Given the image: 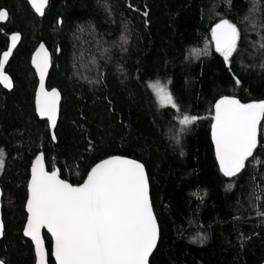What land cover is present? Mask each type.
<instances>
[{
  "label": "trees",
  "instance_id": "1",
  "mask_svg": "<svg viewBox=\"0 0 264 264\" xmlns=\"http://www.w3.org/2000/svg\"><path fill=\"white\" fill-rule=\"evenodd\" d=\"M250 7V0H49L41 16L29 0H0L9 12L0 22V58L11 35L21 34L6 65L14 86L0 85L5 264L36 262L24 226L31 165L40 152L49 170L58 168L73 184L111 155L145 163L160 226L150 264L264 261V163L256 162H264V135L256 161L231 178L220 171L212 137L220 99L264 101V0L252 22H242ZM223 19L241 30V51L230 64L212 38ZM42 41L53 53L48 85L63 96L57 141L36 112L32 55ZM156 81L166 84L179 113L159 106L150 87ZM181 114L199 117L183 134ZM198 236L207 239L194 242Z\"/></svg>",
  "mask_w": 264,
  "mask_h": 264
},
{
  "label": "snow or ice",
  "instance_id": "2",
  "mask_svg": "<svg viewBox=\"0 0 264 264\" xmlns=\"http://www.w3.org/2000/svg\"><path fill=\"white\" fill-rule=\"evenodd\" d=\"M30 2L37 13L45 14L49 0ZM226 2L231 4V0ZM258 2L250 0L249 14L242 22H252L258 11ZM8 19L9 12L0 9V21ZM20 38L19 33L12 34L11 47L0 58V82L8 88L13 85L4 68ZM212 38L215 51L229 64L234 55H239L241 30L235 23L221 20L213 29ZM259 49L264 52V37H261ZM32 63L40 75L37 110L55 129L60 93L45 88L51 59L44 45L40 46ZM150 87L160 107H171L180 112L166 84L156 81L150 83ZM214 111L212 137L220 171L225 177H237L250 158L256 161L254 153L264 135L261 124L264 121V101L242 103L235 97L226 96L215 104ZM198 119L197 116L181 114L178 117L179 133H186ZM52 139H56L54 132ZM176 142L179 143L178 137ZM3 157L0 150V173L5 167ZM44 161L45 156L41 153L31 169L30 195L26 205L29 215L24 230L34 242L38 264H48V252L41 235L43 228L54 237L53 254L57 264H149V257L160 238V228L153 212L149 177L143 163L113 156L92 167L82 184L73 185L60 178L59 169L47 171ZM227 187L231 189L233 185ZM3 235L4 223L0 220V237ZM206 239V236H198L194 242L204 243ZM0 264L5 262L0 260Z\"/></svg>",
  "mask_w": 264,
  "mask_h": 264
},
{
  "label": "water",
  "instance_id": "3",
  "mask_svg": "<svg viewBox=\"0 0 264 264\" xmlns=\"http://www.w3.org/2000/svg\"><path fill=\"white\" fill-rule=\"evenodd\" d=\"M29 2H30V0H29ZM30 3H31V2H30ZM47 6H48V5H47ZM47 6L45 7V10L47 9ZM3 9H6V8H3ZM6 10H7V9H6ZM7 11H8V10H7ZM38 14H39V13H38ZM7 21H8V20H7ZM7 21H0V22H2V23H6ZM19 34H20V33H19ZM20 37H21V34H20ZM20 43H21V38H20L19 42L17 43L16 48L13 49L12 54H13V53L16 51V49L19 47ZM41 45H44V47H45V49L47 50V53H48V55L50 56V59H51V65H50V67L48 68V70H47V75H46V77H45V88H46L47 90H49V91L52 90V89H56V90L60 93L59 112H58V115H57V123H56V127H55V129H52V128H51V126H50V121L48 120L47 117H41V116L39 115V112H38V110H37V106H36V112H37V114H38V116H39V118H40L41 120H47V121H48V123H49V127H50V131H51V135H52L53 132H54V133H55V136H56V129H57L58 122H59V119H60L61 104H62V97H63V96H62V92H61L60 88H58V87H49V85H48V80H49L50 72H51L52 65H53V53H52L51 49L48 47V45L46 44L45 41H42V42L38 45V47L36 48V50L34 51V53H33V55H32V61H33V59H34V57H35L36 52L40 49V46H41ZM10 47H11V41H10ZM58 53H60V49H58ZM6 65H7V64H6ZM6 65H5V68H4V72H5L6 75H8V76L10 77L11 82H12V85L14 86V83H13V80H12L11 76L6 72ZM32 65H33L34 69L36 70V73H37V76H38V86H37L36 96H35V104H36V97H37V94H38V92H39L40 75H39V72H38V70L36 69L35 65H34L33 63H32ZM0 85H2V86H3L4 88H6V89H12V88H13V86H12L11 88L6 87V86L4 85L3 82H0ZM55 141H57V136H56ZM213 141H214V140H213ZM214 145H215V142H214ZM41 153H43V152H40L38 155H40ZM43 154H44V153H43ZM38 155H37V156H38ZM37 156H36V157H37ZM44 156H45V154H44ZM113 156H122V157H126V158H130V159L137 160V161H139V162H141V163L144 164V166H145V170H146V172L148 173L147 167H146V165H145V163H144L143 161H141V160H139V159H136V158H133V157H130V156H125V155H119V154L111 155V156H109V157H106V158H104V159L98 161L97 163H100L101 161H103V160H105V159H108V158H111V157H113ZM36 157H35V159L33 160V163H32V165H31V169H32L33 164L35 163ZM44 163H45V168H46V170L49 171V172L58 169V168H56V169H53V170H49V169H48V166H47L46 158H45ZM97 163H95L92 167H94ZM90 170H91V169H90ZM89 172H90V171H89ZM89 172H88V173H89ZM87 175H88V174H87ZM148 177H149V174H148ZM60 178H61V179H64L63 177H60ZM86 178H87V176H86ZM86 178H85V180H86ZM64 180H66V179H64ZM85 180H84V181H85ZM30 181H31V170H30V178H29V183H28V198H29V195H30V192H29ZM66 181H68V180H66ZM84 181H83V182H84ZM68 182L71 183L70 181H68ZM83 182H81V183H79V184H82ZM72 184H73V183H72ZM79 184H73V185H79ZM149 189H150V198H151V202H152L150 178H149ZM2 196H3V190H2V187L0 186V220H2L3 223H4V220H3V213H2ZM27 200H28V199H27ZM26 205H27V202H26ZM152 208H153V212H154V214H155V216H156L157 223H158V225H159V221H158L157 215H156L155 210H154L153 202H152ZM26 210H27V207H26ZM27 213H28V212H27ZM28 215H29V214H28ZM27 219H28V217H27ZM26 225H27V221H26V223H25L24 230H25V228H26ZM4 228H5V225H4ZM159 228H160V226H159ZM45 233H48V234L51 236V239H52L51 249H49V247H48ZM24 235H25V234H24ZM41 235H42L43 240H44L45 248H46V250H47V252H48V264H50V258H51V257L53 258V260H54L55 263L57 264V262H56V260H55V257H54V254H53V253H54V244H55L54 237H52L51 233L48 232L47 228H43V229H41ZM3 236H4V235H3ZM25 237L28 238V239H30V240L32 241V239H31L30 237H28V236H26V235H25ZM2 238H3V237H0V239H2ZM32 242H33V241H32ZM158 242H159V240H158ZM158 242H157V245H158ZM33 245H34V242H33ZM156 248H157V247H156ZM34 249H35V245H34ZM154 251H155V249H154ZM154 251H153V252H154ZM35 254H36V253H35ZM151 256H152V255H151ZM151 256L149 257V264H150ZM0 260H1V259H0ZM35 264H38V258H37V256H36V262H35ZM261 264H264V261H263Z\"/></svg>",
  "mask_w": 264,
  "mask_h": 264
},
{
  "label": "bare ground",
  "instance_id": "4",
  "mask_svg": "<svg viewBox=\"0 0 264 264\" xmlns=\"http://www.w3.org/2000/svg\"><path fill=\"white\" fill-rule=\"evenodd\" d=\"M36 105V104H35ZM49 129H50V127H49ZM51 132V131H50ZM55 141V140H54ZM29 183V182H28Z\"/></svg>",
  "mask_w": 264,
  "mask_h": 264
}]
</instances>
